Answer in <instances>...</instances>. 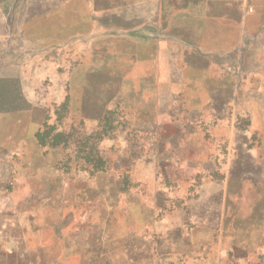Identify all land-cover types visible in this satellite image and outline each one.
<instances>
[{
    "label": "rangeland",
    "instance_id": "rangeland-1",
    "mask_svg": "<svg viewBox=\"0 0 264 264\" xmlns=\"http://www.w3.org/2000/svg\"><path fill=\"white\" fill-rule=\"evenodd\" d=\"M17 237L264 264V0H0V264Z\"/></svg>",
    "mask_w": 264,
    "mask_h": 264
},
{
    "label": "crops",
    "instance_id": "crops-1",
    "mask_svg": "<svg viewBox=\"0 0 264 264\" xmlns=\"http://www.w3.org/2000/svg\"><path fill=\"white\" fill-rule=\"evenodd\" d=\"M17 244L15 245V249L7 250L9 253H15L16 256L20 258V261H22L23 264H47L44 262V259H28L29 257V249L27 248L25 240L20 237H17L16 239ZM11 264H13L11 262Z\"/></svg>",
    "mask_w": 264,
    "mask_h": 264
},
{
    "label": "trees",
    "instance_id": "trees-1",
    "mask_svg": "<svg viewBox=\"0 0 264 264\" xmlns=\"http://www.w3.org/2000/svg\"><path fill=\"white\" fill-rule=\"evenodd\" d=\"M39 136L41 137V135H40V134L38 135V137H39Z\"/></svg>",
    "mask_w": 264,
    "mask_h": 264
}]
</instances>
